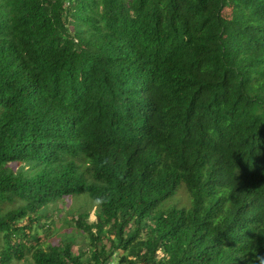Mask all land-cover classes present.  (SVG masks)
I'll return each mask as SVG.
<instances>
[{"label":"trees","instance_id":"trees-1","mask_svg":"<svg viewBox=\"0 0 264 264\" xmlns=\"http://www.w3.org/2000/svg\"><path fill=\"white\" fill-rule=\"evenodd\" d=\"M180 184L189 206L159 208ZM83 192L87 250L39 243L47 207ZM119 249L264 264V0H0V264Z\"/></svg>","mask_w":264,"mask_h":264},{"label":"rangeland","instance_id":"rangeland-1","mask_svg":"<svg viewBox=\"0 0 264 264\" xmlns=\"http://www.w3.org/2000/svg\"><path fill=\"white\" fill-rule=\"evenodd\" d=\"M223 15L225 17H229L231 13V9L226 7L223 9ZM9 166L12 169H16L17 165L15 163H10ZM190 204V197L187 191L184 188L183 184H180L176 189L173 196L164 201L159 208L167 209L169 207H188ZM91 206V207H90ZM48 211L50 212L49 217L42 218L40 223L44 225L42 227L36 226V236L39 240V243L43 245L45 243H49L52 245H57L59 242V238L63 234L72 233L73 234V245L72 251L73 253H77L78 249L87 250L89 247L88 237L84 234L78 232L77 230H73L71 228L72 218L77 215V212L84 211L85 209L90 208V215L88 217L89 221H95L94 216V207H92V202L86 192L75 195L74 197L65 196L62 201H58L55 204L49 205ZM68 209V212H66ZM52 221V224H50ZM25 223V221H23ZM47 225H50V230L45 229ZM146 235V230L142 231L141 238H144ZM100 243V242H99ZM102 243L108 248L109 239L108 237L102 238ZM121 249L115 251L113 256L111 257L109 264H127L121 263L119 258L125 254ZM160 256V253L157 252V257ZM85 259V258H84ZM13 264H24V261H14Z\"/></svg>","mask_w":264,"mask_h":264}]
</instances>
